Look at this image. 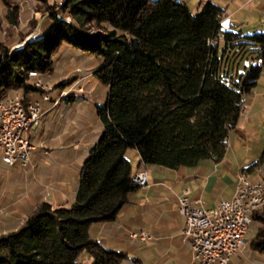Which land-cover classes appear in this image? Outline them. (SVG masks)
Here are the masks:
<instances>
[{
  "label": "trees",
  "instance_id": "obj_1",
  "mask_svg": "<svg viewBox=\"0 0 264 264\" xmlns=\"http://www.w3.org/2000/svg\"><path fill=\"white\" fill-rule=\"evenodd\" d=\"M33 1L46 11L39 30L12 48L24 32L16 29L8 43L0 40V99L21 88L20 101L32 100L41 89L28 72L45 74L67 49L98 58L90 70L103 96L94 103L98 128L77 167L73 199L53 207L38 199L19 224L1 231L0 264H78L82 251L89 257L84 264H118L128 248L107 245L89 229L114 224L139 187L128 152L135 148L144 168L220 159L242 94L259 75L264 33L221 27L223 7L211 0L194 13L184 0ZM2 2L4 18L16 24V2ZM242 57L252 63L239 72L234 63ZM74 74L53 87L67 85ZM251 221L256 227L248 246L262 253L264 264V204L251 212Z\"/></svg>",
  "mask_w": 264,
  "mask_h": 264
},
{
  "label": "crops",
  "instance_id": "obj_2",
  "mask_svg": "<svg viewBox=\"0 0 264 264\" xmlns=\"http://www.w3.org/2000/svg\"><path fill=\"white\" fill-rule=\"evenodd\" d=\"M249 1L243 0L229 11L222 6L224 16L228 18V24L239 26L235 21L234 13L239 5L243 6ZM256 1L255 8L261 10L264 0ZM215 3L219 4L216 1ZM263 64L264 56L259 63L260 70ZM256 95V90L249 96L242 94L238 119L226 137L225 149L220 159L213 161L210 158H203L195 165L176 168L156 164L146 165L148 184L141 187L142 191L135 190L131 194L114 218V224L100 222L90 227V236L101 238L110 246L128 248L127 255L118 264H192L190 250L181 241L180 229L183 225V216L176 208L177 195L181 193L182 188L188 189L191 201L193 198H199L200 202L197 204L209 206L219 198L229 197L232 194L238 171H243L250 181L264 183V158L260 159V152L264 146V90L261 103L253 108ZM70 99L67 98L66 103L64 99H53L56 102L55 105L52 104L55 102L48 104L47 100H40L39 124L25 132L32 144L28 154L29 163L32 164L21 171L18 163L10 167L13 173L18 175L19 189L23 188L29 192L32 189V195L40 196L36 178L49 177L52 185L60 184L57 188L60 191L63 190L62 177L58 172L62 158L73 151L78 154L80 163L88 145L93 141L98 122L91 135H89V126L85 125L83 120L74 128L75 130L68 131L71 127L69 125L71 117L69 119L68 115H64L67 112L63 107L75 103L74 98L70 96ZM88 136L90 139H86ZM137 159L135 168H132L130 164L132 170L143 166L137 163ZM74 184L76 185V177ZM36 185L38 187L34 188ZM75 185L72 186V183H69L67 187V190L69 188L73 191V196ZM51 199L55 202V206L65 204L57 196H52ZM139 226L150 233L149 237L130 242L126 235L127 231ZM257 256H254V250L247 246L244 238V243L229 259L231 264H245L246 261L252 264L253 260L258 258L263 264L262 253Z\"/></svg>",
  "mask_w": 264,
  "mask_h": 264
},
{
  "label": "rangeland",
  "instance_id": "obj_3",
  "mask_svg": "<svg viewBox=\"0 0 264 264\" xmlns=\"http://www.w3.org/2000/svg\"><path fill=\"white\" fill-rule=\"evenodd\" d=\"M16 2L17 9L20 12V16L18 19V22L16 24H10L5 18H4V4L2 0H0V40L1 42L8 43L9 39H11L14 35V31L17 29L22 32H24V38L19 43L16 44H22V42L25 41V38L28 36L29 38L33 36L38 30L40 26V21L42 17L46 14V11L44 10V4L36 3L33 0H12ZM49 2L54 3L55 0H48ZM189 11L194 13L199 8L201 3L204 0H184ZM213 2H218L221 6H225L226 10L229 11L232 8L238 6V4L242 3L243 0H211ZM256 0L249 1L246 4L239 5L238 9L234 13L235 21L239 24L236 29H240L241 32H252V31H262L264 33V6H261V10H257L255 8ZM264 5V4H263ZM26 8V10H24ZM26 12H22V11ZM22 12V13H21ZM22 14H27V17L25 20L22 19ZM224 11L220 15V21L226 17L224 16ZM9 28L12 30V35H7L9 33ZM215 42V40H214ZM16 44H13L10 48L17 46ZM222 46V38L220 37L218 40V49H221ZM251 53L246 52L244 53V56L249 57ZM245 57L239 58L235 63L234 67L239 71L240 69L247 70L249 67V64L243 66L242 62ZM263 60V57L261 58V61ZM260 61V62H261ZM98 58L96 56L87 54V53H77V52H70V50H64L61 52V55L55 59L53 68L46 72L45 74H41L40 76L36 73V75H33L35 80L36 78L39 79L40 85H35L41 89V92L37 91L38 99L35 97L33 100H38L39 103V110H40V100H47L50 104L53 101V99L61 100L64 99V103H66V99H70L69 96L74 98L75 103L74 104H67L63 109L66 110L67 113H64V115H68L69 125L71 127L68 128V131L75 130L74 128L80 124V121L83 120V123L85 125L89 126V135L92 134L94 129L97 127V117L94 113V103L98 102L99 99L103 96V87L102 85L98 84L91 74V67L94 64H97ZM264 65V64H263ZM72 70L76 73L74 74L71 80L67 82V85L65 86H54L53 82L59 81L63 78L66 74H69L72 72ZM234 72V71H233ZM243 75V74H242ZM257 91V95L255 96L254 101V107L256 108L261 103V98L263 96V90H264V66L260 70L259 75L256 78L255 84L251 87L250 91L244 92L243 94H246V96H249L252 91ZM15 90H11L9 92H12ZM16 91L20 92L21 88H17ZM71 91L72 93L67 94V92ZM34 94V93H30ZM45 95V97H43ZM71 100V99H70ZM69 100V101H70ZM53 105L56 104L52 103ZM56 107V106H54ZM56 109V108H55ZM72 110V111H70ZM241 110V109H240ZM41 114V110H40ZM71 114V116H70ZM40 120V115H39ZM72 125H75L74 127ZM28 130V129H27ZM27 136V135H26ZM84 137V136H83ZM28 138V137H27ZM86 139H90V136L86 137ZM29 140V138H28ZM30 142V141H29ZM31 149V148H30ZM30 151V150H29ZM29 154V152H28ZM55 155V154H54ZM69 156V158H68ZM79 156L76 152H70L67 154V157L64 156L62 158V161L59 163V169L58 172L60 173L59 176L62 177V189L58 190L60 187V184H54L52 185L48 178L45 181L40 178L37 179V182L39 183V187L36 185L34 188L38 187L37 190L40 193L39 195L31 194V191L25 190V189H19V185H17V181H20L18 178L17 173H13V169L10 168L14 166V164H19V169L25 170L28 166H31V162L29 163V158L27 155V160L24 164L20 163L18 160L7 163L5 160L2 159L1 153H0V232L10 229L17 224L21 222L25 214L29 212V209L31 206L36 204L38 199H44L49 202L50 206H55V202L53 199H51L52 196H57L59 199H61L65 204L70 203L69 201L73 198V191L69 188L67 190V187H69V183H72V186L75 185V177L77 173V165L79 164ZM137 159V150L135 148H131L128 152V160L130 161V164L132 168H135V161ZM68 161V162H67ZM264 164V163H263ZM143 167V166H140ZM138 167V168H140ZM150 169L148 168V171ZM73 177V179H72ZM15 182V186H14ZM64 183V184H63ZM139 185V184H138ZM146 186V185H145ZM144 186L139 185V187L136 189V191H142V188ZM54 192V193H53ZM140 227V226H139ZM255 222L251 221L248 223L247 228L244 233V238L248 246V240L252 236V234L255 231ZM138 228V227H137ZM135 229H130L127 231V238L130 242L136 241V240H142L144 238L149 237L150 233L144 229L147 232V236L142 237H132L129 235V232ZM261 254V252L254 250V256ZM232 255V254H231ZM258 257V256H257ZM89 260V257L85 251H82L79 254V263L78 264H84ZM229 261H231L229 259ZM252 264H261V260L258 258H255L253 260ZM246 261L245 264H250V262Z\"/></svg>",
  "mask_w": 264,
  "mask_h": 264
},
{
  "label": "built area",
  "instance_id": "obj_4",
  "mask_svg": "<svg viewBox=\"0 0 264 264\" xmlns=\"http://www.w3.org/2000/svg\"><path fill=\"white\" fill-rule=\"evenodd\" d=\"M260 61L261 58L257 57L256 62ZM31 75H36V71L32 70ZM34 83L42 86L37 78ZM0 106L3 110L0 124L1 157L7 163L18 160L24 164L32 147L25 132L33 128L32 117L33 112L39 109L38 100L22 103L19 93L12 91L3 97ZM132 180L141 186L147 185L145 168H137L132 174ZM176 201V208L183 216L181 241L190 250L191 263L231 264V254L244 243L243 236L251 212L264 204V183L250 181L243 171H238L229 197L219 198L212 205L203 206L197 204L199 198L191 201L188 189L182 188ZM129 235L144 238L147 232L140 226L129 232Z\"/></svg>",
  "mask_w": 264,
  "mask_h": 264
},
{
  "label": "bare ground",
  "instance_id": "obj_5",
  "mask_svg": "<svg viewBox=\"0 0 264 264\" xmlns=\"http://www.w3.org/2000/svg\"><path fill=\"white\" fill-rule=\"evenodd\" d=\"M32 71L28 72V75H31ZM3 103V99H0V105ZM39 115H40V110L36 109L35 112H33V117H32V126L35 127L39 124ZM1 119H3V110L2 107L0 106V124H1ZM0 147H1V139H0Z\"/></svg>",
  "mask_w": 264,
  "mask_h": 264
},
{
  "label": "water",
  "instance_id": "obj_6",
  "mask_svg": "<svg viewBox=\"0 0 264 264\" xmlns=\"http://www.w3.org/2000/svg\"><path fill=\"white\" fill-rule=\"evenodd\" d=\"M220 25L221 27H224V26H227L228 25V18L227 17H224L221 21H220ZM29 38L28 36L25 38V40ZM23 43V42H22ZM17 46H19L20 44H16ZM252 61H248V60H244L243 61V64L246 65V64H251ZM239 72H242V70L240 69Z\"/></svg>",
  "mask_w": 264,
  "mask_h": 264
}]
</instances>
